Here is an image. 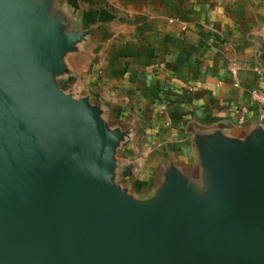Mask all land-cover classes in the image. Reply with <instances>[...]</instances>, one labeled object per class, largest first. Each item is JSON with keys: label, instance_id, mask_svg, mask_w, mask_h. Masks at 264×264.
<instances>
[{"label": "water", "instance_id": "95a60500", "mask_svg": "<svg viewBox=\"0 0 264 264\" xmlns=\"http://www.w3.org/2000/svg\"><path fill=\"white\" fill-rule=\"evenodd\" d=\"M90 32L61 0H0V264H264V122L192 128L194 165L135 194L133 129L58 84Z\"/></svg>", "mask_w": 264, "mask_h": 264}, {"label": "crops", "instance_id": "0c3cea01", "mask_svg": "<svg viewBox=\"0 0 264 264\" xmlns=\"http://www.w3.org/2000/svg\"><path fill=\"white\" fill-rule=\"evenodd\" d=\"M61 3L79 29L91 32L67 57L71 74L58 84L74 97L90 96L112 125L133 129L135 142L124 143L118 159L120 181L135 194L149 193L168 157L194 165L192 128L239 136L264 122V111L249 102L251 90L264 91V64L257 61L264 0Z\"/></svg>", "mask_w": 264, "mask_h": 264}, {"label": "built area", "instance_id": "2783aa9c", "mask_svg": "<svg viewBox=\"0 0 264 264\" xmlns=\"http://www.w3.org/2000/svg\"><path fill=\"white\" fill-rule=\"evenodd\" d=\"M231 67V72L233 74H236L237 72V63L236 62H231L230 64ZM258 73H260L258 71ZM249 102L251 105L257 106L259 108H261L264 111V91L261 90H251L249 93ZM262 120H264V114H262V116L260 117ZM135 172H137V170H134ZM133 172V173H135Z\"/></svg>", "mask_w": 264, "mask_h": 264}, {"label": "rangeland", "instance_id": "374dc122", "mask_svg": "<svg viewBox=\"0 0 264 264\" xmlns=\"http://www.w3.org/2000/svg\"><path fill=\"white\" fill-rule=\"evenodd\" d=\"M70 61H71V62H74L75 59L72 58V59H70ZM59 86L62 87L63 89L66 88L65 85H64L63 83H59ZM134 139H135V138L133 137V139H132V140H133V143L135 142ZM131 142H132V141H131ZM137 164H138V163H135V164L133 165V172H135L134 170H138V171H139V165H137ZM135 174H137V172H135Z\"/></svg>", "mask_w": 264, "mask_h": 264}]
</instances>
